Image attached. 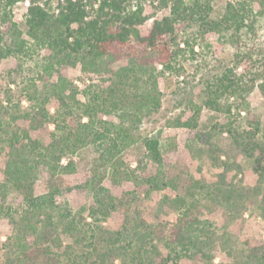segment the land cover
<instances>
[{"label": "trees", "instance_id": "1", "mask_svg": "<svg viewBox=\"0 0 264 264\" xmlns=\"http://www.w3.org/2000/svg\"><path fill=\"white\" fill-rule=\"evenodd\" d=\"M18 1L0 0V59L14 58L4 72L12 82L21 78L17 101L8 95L4 105L0 97V218L10 227L4 264H168L183 257L216 264V239L236 241L234 234L216 233V216L225 225L256 204L264 217V121L245 101L258 81L264 95V48L258 43L264 0H225L218 16L214 0H163L169 14L153 19L145 34L139 27L149 16L141 0H56L55 8L52 0H28L22 25L12 17ZM188 33L191 38L184 37ZM207 34L216 35V52L233 49V64L207 85L202 103L225 118L197 130L202 106L195 105L193 115L176 124L196 130L188 148L204 152L220 169L215 179L190 177L184 163L173 162L176 145L167 152L159 134L143 139L134 168L121 169V153L136 141L144 117L161 106L159 78L172 69L180 42L192 52ZM76 66L91 81L82 90L62 72ZM222 98L233 102L223 104ZM242 110L244 122L235 116ZM74 156L86 159L88 175L76 187H61L59 177L79 168ZM241 159L257 175L253 187L236 180ZM43 171L48 188L37 193ZM107 180L131 181L135 189L116 195ZM74 188L92 198L78 211L58 200ZM165 189L175 191L164 194L162 204L168 213L176 210V218L151 222L139 209L137 192ZM113 212L122 215L118 229L97 223ZM63 234L73 241L64 244ZM245 243L236 264H264V241L247 236Z\"/></svg>", "mask_w": 264, "mask_h": 264}, {"label": "rangeland", "instance_id": "2", "mask_svg": "<svg viewBox=\"0 0 264 264\" xmlns=\"http://www.w3.org/2000/svg\"><path fill=\"white\" fill-rule=\"evenodd\" d=\"M170 4V0H167ZM28 0H20L16 2L12 8L13 20L22 25L25 19L27 11ZM43 3V2H41ZM52 7L57 5L56 0H52ZM145 13L149 16L145 23H143L139 30L145 34L150 28L153 19L161 18L164 15L169 14V5L165 6L163 0H141ZM225 0H214V12L215 16L221 14ZM192 33H188L186 36L191 38ZM194 45L193 51H189V47L184 42H180L179 47L183 50L180 51L178 56L172 62V69L166 70L159 78V88L161 90V106L157 112L144 117L140 128L136 131V141L129 145L121 153L123 158V164L121 169L134 168L136 161L142 157L144 153L143 139L155 134H159L162 147L168 152V146L170 143L176 145L177 151L174 156L173 162H182L185 164L184 171L187 172L193 179L204 178L208 182L215 179L216 173L220 170L214 167L210 159L204 152L200 154L193 153L189 150L188 145L194 140L195 129H191L185 126H178L176 124L177 119L185 120L193 115L195 105H201V110L198 116V129H203L210 125L216 118L224 119L223 112H214L208 108H205L202 103L207 95V85L215 81L214 78L220 75L226 66H231L233 49L226 47L223 51H217L213 47L217 42L216 35L207 34L203 41ZM264 48V29L260 31V39L258 41ZM264 52V49H263ZM14 58H1L0 59V97L4 105L8 104L7 96L11 95L12 100L17 101L20 96L21 78H17V81H10L4 72V68L9 64H14ZM33 62H28L25 66H32ZM241 71V68L237 69V72ZM4 72V76H3ZM63 74L73 80L74 84L80 89L89 84L90 77L81 71L79 66L76 67H63ZM256 82L254 88L246 96V102L249 105L252 115L257 116L264 121V95ZM233 102V99L229 100L222 98L223 104ZM22 105H27V101L23 99ZM54 104L51 106V110L54 108ZM239 121L244 122L246 112L242 110L239 115L235 114ZM52 128V125H49ZM39 133H36V135ZM42 134V133H40ZM174 155V152L172 153ZM87 157V156H86ZM169 159V157H168ZM74 160L79 164L78 170L72 174L61 175L59 182L61 187L71 186L76 187L83 183L88 175L86 159L80 160L79 157L74 156ZM243 163V170L236 177L237 181H240L246 187H253L256 182V173L253 171L249 161L241 159ZM63 163L67 162V158L62 159ZM129 166V167H128ZM3 158L0 157V179L2 177ZM179 168H175L173 173H178ZM58 182V183H59ZM49 183V176L46 171H43L40 178L36 183V192L42 193L47 190ZM106 184L112 189L116 195H121L124 192H130L135 189L134 184L131 181L122 180L119 182H112L107 180ZM140 199L139 209L144 211L146 219L151 222H157L159 220H171L174 221L177 215L176 210L169 212L167 205L162 204L164 194H175L171 189H165L161 192L152 193L146 196L144 192H137ZM66 199L74 211H78L92 201L91 196L78 189H72L65 191L62 196L58 197V200ZM12 201L17 199L12 198ZM87 215V214H85ZM207 216V215H206ZM209 217V216H208ZM212 217V216H210ZM216 233L222 236L224 232L234 234L236 241L233 244H223V239H216L212 253L214 255V262L216 264H236L243 258V253L246 249L245 238L247 236H253L255 242L264 241V217H262L261 209L256 204L249 205L248 210L244 213L243 218L231 221L227 224H223L220 217H215ZM88 222H92L90 216L86 217ZM211 220V219H210ZM122 221V215L118 212L111 213L106 219L100 223L109 229H118ZM213 221V220H212ZM10 233V227L6 219L0 218V264H4L3 256V243L6 240L7 235ZM63 243H71L72 237L68 234L62 235ZM198 261L190 257H183L179 260H170L168 264H196Z\"/></svg>", "mask_w": 264, "mask_h": 264}, {"label": "built area", "instance_id": "3", "mask_svg": "<svg viewBox=\"0 0 264 264\" xmlns=\"http://www.w3.org/2000/svg\"><path fill=\"white\" fill-rule=\"evenodd\" d=\"M28 3V2H27Z\"/></svg>", "mask_w": 264, "mask_h": 264}]
</instances>
